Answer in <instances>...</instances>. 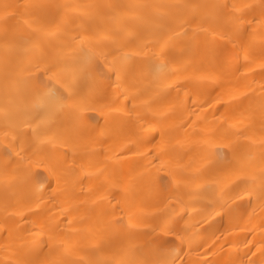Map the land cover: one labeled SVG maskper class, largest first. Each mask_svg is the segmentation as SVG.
<instances>
[{"label": "bare ground", "instance_id": "obj_1", "mask_svg": "<svg viewBox=\"0 0 264 264\" xmlns=\"http://www.w3.org/2000/svg\"><path fill=\"white\" fill-rule=\"evenodd\" d=\"M0 264H264V0H0Z\"/></svg>", "mask_w": 264, "mask_h": 264}]
</instances>
